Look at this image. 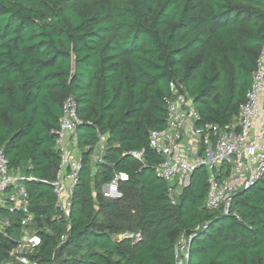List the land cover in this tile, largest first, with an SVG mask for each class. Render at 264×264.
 Returning <instances> with one entry per match:
<instances>
[{
  "label": "trees",
  "instance_id": "trees-1",
  "mask_svg": "<svg viewBox=\"0 0 264 264\" xmlns=\"http://www.w3.org/2000/svg\"><path fill=\"white\" fill-rule=\"evenodd\" d=\"M264 43V0H0V150L25 178L41 245L37 264H264V176L232 196L229 215L204 207L207 172L195 170L175 205L156 178L151 131L165 126L169 84L184 86L201 123L237 116ZM76 101L81 169L69 217L56 207L55 134ZM103 142L102 162L90 163ZM144 151V166L130 154ZM128 175L123 198L101 187ZM24 213L0 208V262ZM46 227L51 233L41 230ZM141 233V240L116 236ZM62 237H66L62 242ZM18 264V263H13Z\"/></svg>",
  "mask_w": 264,
  "mask_h": 264
},
{
  "label": "built area",
  "instance_id": "built-area-1",
  "mask_svg": "<svg viewBox=\"0 0 264 264\" xmlns=\"http://www.w3.org/2000/svg\"><path fill=\"white\" fill-rule=\"evenodd\" d=\"M164 101L165 126L162 130L151 131L148 136L149 151L160 159L154 167L156 178L166 183L167 196L175 205L193 172L204 168L208 184L204 207L209 211L222 210L229 215L235 192L249 188L264 176V43L245 100L230 123L224 126L201 123L193 99L180 83L169 84V95ZM79 124L76 101L69 96L63 103L58 128L54 132L60 161L52 184L58 212L66 218L70 215L71 198L81 169L76 135ZM103 150L101 141L92 153L91 164L102 162ZM130 155L144 163L143 150ZM24 180L8 169L7 160L0 150V208H9L10 213L16 210L24 213L20 220L21 231L14 240L15 247L0 264H37L30 256L41 245V237L33 215L27 211ZM127 181L126 173L115 172L111 180L101 187L102 197L109 201L123 198L120 186ZM7 224V221L0 222L1 226ZM41 230L51 233L46 227H41ZM120 236L131 238L133 243L141 240L140 232ZM65 239L62 237V242ZM187 243L183 236L176 242L175 264H183L187 257Z\"/></svg>",
  "mask_w": 264,
  "mask_h": 264
},
{
  "label": "crops",
  "instance_id": "crops-1",
  "mask_svg": "<svg viewBox=\"0 0 264 264\" xmlns=\"http://www.w3.org/2000/svg\"><path fill=\"white\" fill-rule=\"evenodd\" d=\"M116 238H117V239H121L122 237L118 235V236H116Z\"/></svg>",
  "mask_w": 264,
  "mask_h": 264
},
{
  "label": "rangeland",
  "instance_id": "rangeland-1",
  "mask_svg": "<svg viewBox=\"0 0 264 264\" xmlns=\"http://www.w3.org/2000/svg\"><path fill=\"white\" fill-rule=\"evenodd\" d=\"M92 167H94V164H92Z\"/></svg>",
  "mask_w": 264,
  "mask_h": 264
}]
</instances>
